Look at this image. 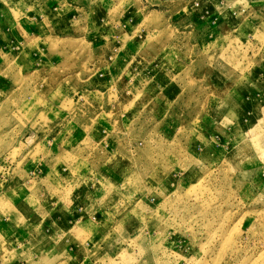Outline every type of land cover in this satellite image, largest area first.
Returning a JSON list of instances; mask_svg holds the SVG:
<instances>
[{"label":"rangeland","instance_id":"374dc122","mask_svg":"<svg viewBox=\"0 0 264 264\" xmlns=\"http://www.w3.org/2000/svg\"><path fill=\"white\" fill-rule=\"evenodd\" d=\"M0 264H264V0H0Z\"/></svg>","mask_w":264,"mask_h":264},{"label":"crops","instance_id":"0c3cea01","mask_svg":"<svg viewBox=\"0 0 264 264\" xmlns=\"http://www.w3.org/2000/svg\"><path fill=\"white\" fill-rule=\"evenodd\" d=\"M235 13V12H234Z\"/></svg>","mask_w":264,"mask_h":264}]
</instances>
